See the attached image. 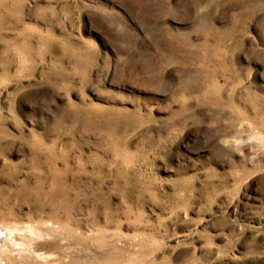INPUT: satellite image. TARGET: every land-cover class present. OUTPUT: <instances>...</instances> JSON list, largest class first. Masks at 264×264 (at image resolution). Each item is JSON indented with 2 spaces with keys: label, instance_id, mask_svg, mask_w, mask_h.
Segmentation results:
<instances>
[{
  "label": "rangeland",
  "instance_id": "obj_1",
  "mask_svg": "<svg viewBox=\"0 0 264 264\" xmlns=\"http://www.w3.org/2000/svg\"><path fill=\"white\" fill-rule=\"evenodd\" d=\"M7 223L55 258L0 264H264V0H0Z\"/></svg>",
  "mask_w": 264,
  "mask_h": 264
},
{
  "label": "bare ground",
  "instance_id": "obj_2",
  "mask_svg": "<svg viewBox=\"0 0 264 264\" xmlns=\"http://www.w3.org/2000/svg\"><path fill=\"white\" fill-rule=\"evenodd\" d=\"M3 225L5 226L1 225L2 227H0V260H4L6 256L12 254L14 251H17L14 246L18 244L25 246L30 253L35 254L36 257L44 260L45 262L52 260L55 252L49 249L46 242H39L37 240L41 236L40 231L26 228L29 233L25 236H20L18 233L20 229H14L13 225H8V223ZM4 229L7 230L4 232ZM19 240H23L22 243H18Z\"/></svg>",
  "mask_w": 264,
  "mask_h": 264
}]
</instances>
